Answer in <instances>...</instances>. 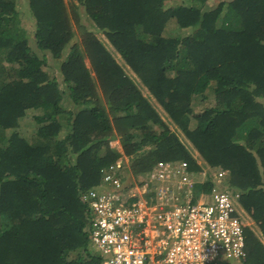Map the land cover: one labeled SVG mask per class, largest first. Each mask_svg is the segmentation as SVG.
<instances>
[{"label":"trees","instance_id":"obj_1","mask_svg":"<svg viewBox=\"0 0 264 264\" xmlns=\"http://www.w3.org/2000/svg\"><path fill=\"white\" fill-rule=\"evenodd\" d=\"M209 1L75 0L68 9L25 0L24 12L0 0V264H98L82 192L122 155L136 175L158 160L193 163L154 103L208 165L228 171L264 238V0ZM48 56L59 78L45 70ZM33 111L37 129L23 137ZM245 250L244 264H264L251 231Z\"/></svg>","mask_w":264,"mask_h":264},{"label":"built area","instance_id":"obj_2","mask_svg":"<svg viewBox=\"0 0 264 264\" xmlns=\"http://www.w3.org/2000/svg\"><path fill=\"white\" fill-rule=\"evenodd\" d=\"M118 168L104 172L110 190L82 195L94 220L90 244L98 264L245 263L247 232H253L246 217L253 212L227 184V170L194 173L186 162L158 163L130 190ZM207 184L208 191L196 192Z\"/></svg>","mask_w":264,"mask_h":264},{"label":"rangeland","instance_id":"obj_3","mask_svg":"<svg viewBox=\"0 0 264 264\" xmlns=\"http://www.w3.org/2000/svg\"><path fill=\"white\" fill-rule=\"evenodd\" d=\"M221 0H210L207 4H206V8H213L214 6H216ZM24 2L25 0H17V3L19 4V8H23L24 12ZM65 5H67L68 9H72L73 6H75L76 2L75 0H64ZM173 3V2H172ZM171 3V4H172ZM176 2H174L175 4ZM28 11V10H27ZM76 12L79 15L78 20L80 21L81 25H86L87 26V20H86V15L84 13V10L81 6L76 8ZM71 17V24H72V28L77 30V23L75 21V18L73 16V13L70 14ZM24 24L28 22L27 18L25 19V17L23 18ZM168 29L171 31H174V25L171 24L170 26H168ZM171 33V32H170ZM172 34V33H171ZM76 37H80L78 32L75 33ZM97 36V35H96ZM107 46V49L109 50V52L113 55V57L115 58V60L118 62V64L123 68V70L125 71L126 75L134 78L132 72L129 70V68L123 63V61L120 60V57L118 56V54L113 50V48L110 47V45L108 43H105ZM47 61L46 64H48V67L46 66L45 70L50 72L51 74H53V76L59 78V74L57 69H55V66L57 64V60H54L51 56L47 57ZM139 85V89L142 92L143 95H145L146 97L149 98V94L146 91V89L142 86V84L139 82V80H136ZM206 95L208 94V92L205 93ZM209 95V94H208ZM201 97V96H200ZM199 97V98H200ZM201 99V98H200ZM154 103V102H153ZM64 108H71L74 109V105L73 103L69 104L68 101H65L62 103ZM211 104V100L208 99L206 101L200 102L198 101L197 104H194L193 109L198 111L203 110V108H205L206 106H209ZM154 107L156 108L157 112L159 113V115L161 116L162 120L169 126V128L178 136L179 139L182 140V142L184 144H186V146L188 147V149L191 152L193 151V148L191 147V145H187V140L185 139V137L183 136V134L180 132V130L178 128L175 127V125H173V123L169 120L168 116H166V114L162 111V109L159 107V105H157L156 103H154ZM39 116L38 112H32V113H28L27 116L21 121V127L18 129L21 136L23 137H30L33 133H35L36 129H37V124H36V117ZM115 143V142H114ZM116 143L118 144V142L116 141ZM196 192H198L196 190ZM251 217V216H250ZM246 220L249 222V226L250 229L253 231L252 233L255 234V236L262 242L264 243V238L260 235V225L257 223L256 220H254L253 218L250 219L249 216L246 217Z\"/></svg>","mask_w":264,"mask_h":264},{"label":"clouds","instance_id":"obj_4","mask_svg":"<svg viewBox=\"0 0 264 264\" xmlns=\"http://www.w3.org/2000/svg\"><path fill=\"white\" fill-rule=\"evenodd\" d=\"M179 140L181 141L182 144H184L181 139H179ZM116 141L118 142V144L116 143ZM112 143H114L113 146L111 145L112 147L117 148L119 152H122L121 151V145L119 144L118 140H114V141H112ZM184 145H185L186 151L190 155L191 160L193 161V163L189 162L188 160H179V159H175V160H158L156 163L153 164V166L150 169H148L147 171L136 175L132 171L130 159L128 157L122 155L119 159H117L115 161V163L113 165H110L105 171H109L110 168H117V165H118L119 166L118 169H120L122 171L121 172V178H122V182L124 183V186L126 187V189L135 190L136 188H140L143 185V183L140 181L141 178L143 176L149 174L151 171H153V169L157 166L158 163L186 162L188 164V169L190 171L194 172V173L201 172L202 169H205L207 166L211 167L210 165L207 164V162H205V160L202 158V156L197 152V150L189 142H187V145H191V147L193 148L194 152H191L188 149V147L186 146V144H184ZM104 172L102 174L101 182L99 183V185L94 187V188H92V189H89V190H92V191H101V190L107 191V190H110V188L106 187V185L104 184V179H103L104 178ZM227 184L231 187V185L229 184V175L227 176ZM209 186H211V184L204 185L203 187H197L198 189H196V190L197 191H200V190H203V191L207 190L208 191L209 190ZM84 193L85 192H82V194H81V201H82V195ZM82 203L85 204L84 202H82ZM87 209H88V207H87ZM88 211H89V209H88ZM89 248L92 251V253L94 255H96V257H98L97 253L91 247V244H89Z\"/></svg>","mask_w":264,"mask_h":264},{"label":"crops","instance_id":"obj_5","mask_svg":"<svg viewBox=\"0 0 264 264\" xmlns=\"http://www.w3.org/2000/svg\"><path fill=\"white\" fill-rule=\"evenodd\" d=\"M112 146L114 145V143L111 144Z\"/></svg>","mask_w":264,"mask_h":264}]
</instances>
